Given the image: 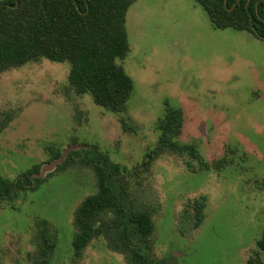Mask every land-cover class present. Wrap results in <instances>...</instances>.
Segmentation results:
<instances>
[{
  "label": "rangeland",
  "instance_id": "374dc122",
  "mask_svg": "<svg viewBox=\"0 0 264 264\" xmlns=\"http://www.w3.org/2000/svg\"><path fill=\"white\" fill-rule=\"evenodd\" d=\"M125 30L128 53L118 63L133 91L124 113L67 94L66 62L41 58L0 74V176L15 180L54 153L75 147L82 156L94 146L120 166L130 202L155 210V262L246 264L264 236V40L213 28L193 0H135ZM165 101L183 111L176 141L193 145L207 168L158 149ZM94 191L89 168H56L36 191L2 203L0 264H33L40 220L56 232L48 264H126L103 239L73 257V214ZM200 198L204 219L192 230Z\"/></svg>",
  "mask_w": 264,
  "mask_h": 264
},
{
  "label": "trees",
  "instance_id": "16d2710c",
  "mask_svg": "<svg viewBox=\"0 0 264 264\" xmlns=\"http://www.w3.org/2000/svg\"><path fill=\"white\" fill-rule=\"evenodd\" d=\"M134 1L0 0V74L41 58L66 62L67 94H88L95 105L106 111L124 113L133 83L118 61L128 53L125 15ZM193 1L213 28L247 31L264 40V0ZM164 106L157 121L158 149L188 155L207 168L193 145L176 141L183 125V111L167 101ZM4 125L5 119H0V131ZM123 126L126 127L124 122ZM79 152L69 151L57 166V170L89 168L95 179L94 193L85 196L73 214L74 259L80 260L92 241L103 239L107 249L123 256L126 264H158L151 257L155 210L137 208L130 202L120 166L111 163L96 147H88L82 156ZM59 157L60 153H54L51 160ZM221 163L218 161L216 166ZM40 168L34 165L11 181L0 176V205L12 204L20 192L36 191L47 177H32ZM203 199L194 201L192 230L204 219ZM35 226L33 264H48L56 246V232L45 220ZM184 230L181 226L180 231ZM256 248L255 257L246 264H264V236L256 242Z\"/></svg>",
  "mask_w": 264,
  "mask_h": 264
},
{
  "label": "water",
  "instance_id": "95a60500",
  "mask_svg": "<svg viewBox=\"0 0 264 264\" xmlns=\"http://www.w3.org/2000/svg\"><path fill=\"white\" fill-rule=\"evenodd\" d=\"M73 147H71L72 149ZM71 149H67L66 151H64L62 153V155L58 158L55 159L53 161H51L49 164L41 166L40 171L38 174L33 175L32 177H36L38 179H43L47 176V174H49L50 172H52L53 170H55L57 168L58 165L62 164L64 162V160L66 159L67 153L71 150ZM76 148L74 147L72 150H75Z\"/></svg>",
  "mask_w": 264,
  "mask_h": 264
}]
</instances>
